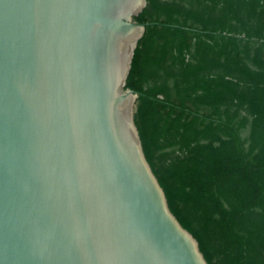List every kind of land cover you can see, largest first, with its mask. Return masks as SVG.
<instances>
[{
	"label": "water",
	"instance_id": "water-1",
	"mask_svg": "<svg viewBox=\"0 0 264 264\" xmlns=\"http://www.w3.org/2000/svg\"><path fill=\"white\" fill-rule=\"evenodd\" d=\"M146 0H0V264H208L125 88Z\"/></svg>",
	"mask_w": 264,
	"mask_h": 264
},
{
	"label": "trees",
	"instance_id": "trees-1",
	"mask_svg": "<svg viewBox=\"0 0 264 264\" xmlns=\"http://www.w3.org/2000/svg\"><path fill=\"white\" fill-rule=\"evenodd\" d=\"M125 88L169 209L208 264H264V0H146Z\"/></svg>",
	"mask_w": 264,
	"mask_h": 264
}]
</instances>
